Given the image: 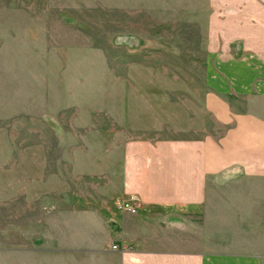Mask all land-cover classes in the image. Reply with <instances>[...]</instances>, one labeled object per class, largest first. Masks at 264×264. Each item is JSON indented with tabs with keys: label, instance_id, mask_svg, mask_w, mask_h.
<instances>
[{
	"label": "rangeland",
	"instance_id": "374dc122",
	"mask_svg": "<svg viewBox=\"0 0 264 264\" xmlns=\"http://www.w3.org/2000/svg\"><path fill=\"white\" fill-rule=\"evenodd\" d=\"M235 4L0 0V264H96L126 145L218 134L199 103Z\"/></svg>",
	"mask_w": 264,
	"mask_h": 264
},
{
	"label": "crops",
	"instance_id": "0c3cea01",
	"mask_svg": "<svg viewBox=\"0 0 264 264\" xmlns=\"http://www.w3.org/2000/svg\"><path fill=\"white\" fill-rule=\"evenodd\" d=\"M233 1L199 103L218 134L126 145L118 200L142 205L112 209L96 264H264V0Z\"/></svg>",
	"mask_w": 264,
	"mask_h": 264
},
{
	"label": "built area",
	"instance_id": "2783aa9c",
	"mask_svg": "<svg viewBox=\"0 0 264 264\" xmlns=\"http://www.w3.org/2000/svg\"><path fill=\"white\" fill-rule=\"evenodd\" d=\"M118 208L123 212L135 214L141 208V201L134 195H128L120 202ZM110 247L113 250L123 249L119 243H113L110 245Z\"/></svg>",
	"mask_w": 264,
	"mask_h": 264
}]
</instances>
